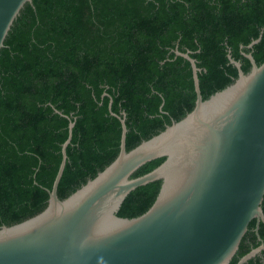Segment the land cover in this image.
<instances>
[{
    "label": "trees",
    "instance_id": "obj_1",
    "mask_svg": "<svg viewBox=\"0 0 264 264\" xmlns=\"http://www.w3.org/2000/svg\"><path fill=\"white\" fill-rule=\"evenodd\" d=\"M260 37L251 49L247 45ZM203 99L230 85L227 55L264 62V0H32L21 9L0 50V227L45 209L68 136L57 188L67 198L117 156L125 113L126 150L179 121L194 107L190 64ZM106 94L103 96V94ZM161 107V111H160ZM67 116L65 118L54 109ZM163 158L141 166L144 175ZM160 181L130 192L122 218L143 214ZM264 213V197L262 202ZM252 220L230 264L258 241ZM258 234L264 242V224ZM245 264H264V250Z\"/></svg>",
    "mask_w": 264,
    "mask_h": 264
},
{
    "label": "water",
    "instance_id": "obj_2",
    "mask_svg": "<svg viewBox=\"0 0 264 264\" xmlns=\"http://www.w3.org/2000/svg\"><path fill=\"white\" fill-rule=\"evenodd\" d=\"M31 1L0 0V50ZM175 54L190 64L193 109L126 150L125 113H113L110 101L108 111L121 127L116 158L60 200L57 188L74 126L69 121L47 206L23 222L0 227V264H230L252 220L260 244L236 264L264 250L258 234L259 223L264 224V62L257 65L245 54L251 66L246 74L229 53L237 77L203 99L196 61L189 52ZM161 158L153 170L131 178ZM155 181L161 184L148 210L130 219L117 215L130 192Z\"/></svg>",
    "mask_w": 264,
    "mask_h": 264
}]
</instances>
